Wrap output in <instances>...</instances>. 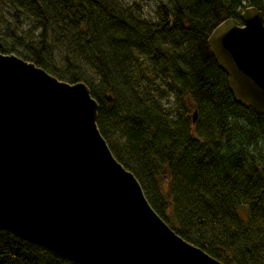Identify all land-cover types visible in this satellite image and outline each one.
<instances>
[{"label":"trees","instance_id":"1","mask_svg":"<svg viewBox=\"0 0 264 264\" xmlns=\"http://www.w3.org/2000/svg\"><path fill=\"white\" fill-rule=\"evenodd\" d=\"M250 5L264 13V0H160L152 20L123 0H0V52L84 82L154 211L224 264H264V118L207 44ZM0 264L79 263L0 228Z\"/></svg>","mask_w":264,"mask_h":264},{"label":"water","instance_id":"2","mask_svg":"<svg viewBox=\"0 0 264 264\" xmlns=\"http://www.w3.org/2000/svg\"><path fill=\"white\" fill-rule=\"evenodd\" d=\"M239 18L207 44L234 100L264 118V15L250 5ZM97 111L84 82L0 52V228L79 264H224L154 211Z\"/></svg>","mask_w":264,"mask_h":264},{"label":"rangeland","instance_id":"3","mask_svg":"<svg viewBox=\"0 0 264 264\" xmlns=\"http://www.w3.org/2000/svg\"><path fill=\"white\" fill-rule=\"evenodd\" d=\"M125 3L127 4H136L137 7H140V11L142 12V14L149 18L154 20L156 18V6L157 3L160 0H123ZM166 1V0H163ZM244 6L246 5V3L244 2L243 4ZM243 9H241L242 11ZM171 99L169 100H165L166 104L168 105L170 103Z\"/></svg>","mask_w":264,"mask_h":264},{"label":"flooded vegetation","instance_id":"4","mask_svg":"<svg viewBox=\"0 0 264 264\" xmlns=\"http://www.w3.org/2000/svg\"><path fill=\"white\" fill-rule=\"evenodd\" d=\"M263 15H264V13H263Z\"/></svg>","mask_w":264,"mask_h":264}]
</instances>
